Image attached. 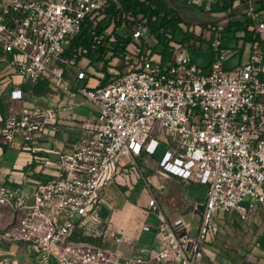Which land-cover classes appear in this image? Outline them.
Here are the masks:
<instances>
[{
  "label": "built area",
  "instance_id": "1",
  "mask_svg": "<svg viewBox=\"0 0 264 264\" xmlns=\"http://www.w3.org/2000/svg\"><path fill=\"white\" fill-rule=\"evenodd\" d=\"M206 1L207 11L221 14L215 3L222 0ZM243 1L251 38H241L234 49L219 36L213 39L208 69L185 47L173 49L167 61L161 53L137 50V62L128 61L125 71L115 69L103 84L104 75L89 64L77 69V55L69 57L68 49L87 23L95 29L110 17L109 10L124 9L123 0H0V74L9 80L8 98L15 103L0 120V144L30 155L22 182L0 181V208L12 211V219L0 227V243L28 246L41 264H197L208 255L226 214L235 216L245 233L254 224L259 227L254 234L261 233L264 0ZM141 18L124 12V30L115 33L134 40L152 33ZM207 26L225 32V26ZM110 33L95 36L93 48L104 47L106 38L115 44L117 36ZM234 52L238 61L229 67ZM92 77L98 81L94 86L88 82ZM40 83L49 89V96H40L43 103L35 102L32 90ZM79 94L85 101L75 102ZM85 102L97 109L95 119L80 121L76 140L49 152L62 111ZM161 147L160 177L206 188L205 201L193 205L194 213L201 212L199 222L193 224L187 213L167 215L149 193L152 182L145 180V206L157 222L144 223L142 230L154 236L150 245L128 252L130 238L102 215V192L137 167V158H153ZM84 236L99 241L81 240Z\"/></svg>",
  "mask_w": 264,
  "mask_h": 264
},
{
  "label": "rangeland",
  "instance_id": "2",
  "mask_svg": "<svg viewBox=\"0 0 264 264\" xmlns=\"http://www.w3.org/2000/svg\"><path fill=\"white\" fill-rule=\"evenodd\" d=\"M173 2H176V5H182L183 14L192 18L193 20H207L211 22L216 21L212 22L216 28L219 25H222L225 26L226 30L228 24L230 23V18L224 20L221 19L240 6L243 7L239 9L234 15H232L231 18L235 21L246 19L244 3L239 4L233 2L231 5L233 9H230V7L228 10H224L220 15L218 14L216 16L215 14L207 11L209 3L206 0L199 5L197 4L193 6H189L187 4L188 0H173ZM261 5V2L255 3L256 7H260ZM119 11V17H123V13L127 10L121 9ZM136 24V22L133 23V25ZM246 24L247 22L244 25ZM142 25H144V22H142ZM181 28L182 29L180 30H175L173 33H165L166 38H163L162 42L152 33H145L143 38L134 40L128 45V52L126 53L124 50L122 51L120 49V47H122L120 46L122 43L118 45V37H116L117 42H115V44L106 38V45L99 49L96 48V52L92 59L90 57H79V53H75L77 55V69L80 68V66L86 67L87 64H89V69L100 75L103 74L104 79L107 78V74L109 73L110 76L108 81H110L115 69L118 71H125L126 67L129 66L128 61H131V63L134 61L137 62L139 56L133 52L140 50V54L142 55L148 54L153 56L155 54L162 53V51L165 49V42L171 47L168 50L170 54L172 53V50L177 47H185L189 49V54L199 66L208 69L214 57V50L209 47L213 39L219 36L222 38L225 47L234 49L241 44V38H245V36L248 35L247 33H242L241 31H237L236 33H218L217 30H213L212 28L210 29L207 24L197 27L188 23H182ZM123 30L124 28L122 27L118 29L119 32ZM249 35L251 36L252 34L249 33ZM75 54H73V56ZM235 54L236 52L231 54L229 60L226 62L229 67L235 65L238 61V57L233 56ZM128 57H132V60H130V58L128 59ZM3 67V64L0 65V70L3 69ZM77 69H74L75 73ZM7 72H9V69ZM44 95L49 96L48 92H46ZM74 100L75 102L80 103L85 101V98L79 94ZM37 102L43 103V100L37 97ZM91 105L93 106L92 103L85 102L83 105L70 109L67 113H70V116H75L76 114V116H79L78 119H80V116L82 115L81 112L88 111V108H90ZM93 108L95 107L93 106ZM5 109L6 105L0 102V110L3 112V114L5 113ZM12 147L13 148L8 147L5 151L4 147L0 146V150L2 153H4L3 165L10 168L16 164V159L19 157L21 150L17 146ZM164 150L165 148L161 147L159 151L153 156V158L145 156L137 158V167L130 169L129 172L125 173V176H123L119 181L112 182L111 185L107 186L103 190V212L108 213L110 211V207H121L122 204L127 199H129L134 204L141 203L135 215V221L137 223L142 222L144 217L146 218L147 222L156 223L157 216L155 212L148 210V208L145 206L149 199V195L143 190L144 181L150 180L152 182V187L149 193L151 196L157 199L159 206L165 211L167 215L169 214L176 216L177 214L187 213L190 215V218H192L193 224L199 222V214H201V212L196 210L198 214L194 213L195 210L193 205L196 203L201 205V203L205 201L204 198L206 195V189L203 185H199L194 182L183 181L177 177H160L156 173V165L161 159ZM53 156L54 155H51V157ZM24 167V171L28 172L29 164H24ZM21 169H23V167ZM12 176L16 177L17 174L13 172ZM140 177H142L143 186L141 190H134V187ZM159 186H163L165 189L160 190L158 188ZM222 214L223 213H221V215ZM219 222L221 231L214 242L209 244V253L207 255L208 258L205 256L197 264H215L214 259L217 256L225 261L222 262V264H241L244 260L245 239H247V233H245L240 223L233 215L226 214L220 217ZM143 236L144 239L142 242H145L150 236L153 237V234L151 232L145 231ZM0 247V264H41V262L38 260L37 252L24 244H19L17 247H9L4 245H1ZM208 259H210V261Z\"/></svg>",
  "mask_w": 264,
  "mask_h": 264
},
{
  "label": "crops",
  "instance_id": "3",
  "mask_svg": "<svg viewBox=\"0 0 264 264\" xmlns=\"http://www.w3.org/2000/svg\"><path fill=\"white\" fill-rule=\"evenodd\" d=\"M90 86H94L97 84V79L92 77L89 81ZM9 80L4 78L1 79L0 74V102L6 105L5 113L1 112L0 110V120L5 118L9 112V109L15 105V103L9 101ZM35 102H37V97L40 98L39 95H34ZM42 100V99H41ZM68 110L62 111L58 123V132L57 136L50 142L48 145V151L52 152L56 149L62 148L65 146V144L68 142H74L76 140V135L79 132V124L81 123L83 119H89L93 120L96 117L97 109L93 108L91 105L90 108H88V111H82L81 118L78 119L79 116H70V113H67ZM0 146H3L0 144ZM5 151L8 147L13 148L12 146H3ZM16 147V146H14ZM19 147V146H17ZM16 149V148H15ZM50 154V153H49ZM0 158L2 159V163L0 164V181H6L9 179H14L15 182H22L23 181V175L27 174L28 172L24 171V164H26V161L30 158V155L26 152H23L20 150V155L16 159V164H14L13 167H7L3 165L4 161V153L0 150ZM23 167V169H21ZM13 172L17 174L16 177H13ZM19 175V177H18ZM21 175V176H20ZM141 204V203H140ZM140 204H134L131 200L127 199L121 207H110V211L106 213V216L111 218V227L117 230H123L128 238L131 240V245L127 249L128 252L135 251L134 249L150 245L151 241L153 240V237L150 236L146 239L145 242H142L144 239L142 230V227L144 223H146V218L144 217V220L142 222L137 223L135 221V215L137 212V209L140 207ZM1 216H0V227L5 226L11 219H12V211L11 209L7 207L0 208ZM103 212V210H102ZM169 215V214H168ZM171 218L176 217L175 215H169ZM262 221L264 223V213L262 217L257 219V222ZM149 223V222H147ZM152 225H155L156 223H150ZM258 225L254 224L250 233L247 234V239H245V253H244V260L241 264H264V229L259 234H254L258 230ZM151 233L154 236V232L151 231ZM94 239V238H93ZM96 240V239H94ZM96 241H99L97 239ZM258 244V245H257ZM9 246V247H17V246H11L9 244L0 243V246ZM1 248V247H0ZM208 258V256L206 255ZM217 258V259H216ZM214 259L215 264H222L223 261L220 259V257H216ZM210 261V259H208ZM228 264V263H227ZM231 264V263H229ZM236 264V263H235Z\"/></svg>",
  "mask_w": 264,
  "mask_h": 264
},
{
  "label": "trees",
  "instance_id": "4",
  "mask_svg": "<svg viewBox=\"0 0 264 264\" xmlns=\"http://www.w3.org/2000/svg\"><path fill=\"white\" fill-rule=\"evenodd\" d=\"M236 3V0H222L215 3L221 11L228 10L231 5ZM124 10H132L136 16L142 15L141 20H146V24L149 26L153 35H155L161 42L163 38H166L165 33H173L175 30H180L182 23H187L182 17V5H177L180 10H177L173 7L170 0H123ZM242 0L241 3L243 4ZM175 4H177L175 2ZM230 9H233L231 7ZM119 10L114 8L109 11L110 17L102 23H99L95 29H92V24L88 23L83 27L81 34L75 38L71 46L68 49V56L73 57V54L79 53V57H90L92 59L96 50L93 48V39L98 34L106 31L107 29L111 30L112 34H115L118 37L119 44L122 43L120 49L126 53L128 52V45L134 41L131 36H125L124 33H115L118 27L123 26L124 20L122 17H119ZM183 13V12H182ZM185 17L192 19L185 15ZM246 21L244 20H232L230 18V23L228 24L225 33H236L237 31H245L248 35L245 36V39H250L251 36L249 33H252L248 30V26L244 25ZM245 26V27H244ZM110 33V34H111ZM165 49L162 51L161 56L163 61H167L171 58L169 53V48H171L166 42ZM121 70V69H120ZM109 73L107 78L104 79L103 84L108 82ZM25 89L28 91L29 86H25ZM34 95H43L49 91L48 87L44 83L36 85L33 89ZM200 185V184H199ZM143 186L142 177L136 183L134 190H141ZM206 189V188H205ZM205 199V198H204ZM135 202V201H134ZM103 216H106L105 212H102ZM81 240L94 241L92 237L84 236L80 238Z\"/></svg>",
  "mask_w": 264,
  "mask_h": 264
},
{
  "label": "water",
  "instance_id": "5",
  "mask_svg": "<svg viewBox=\"0 0 264 264\" xmlns=\"http://www.w3.org/2000/svg\"><path fill=\"white\" fill-rule=\"evenodd\" d=\"M171 4L173 5L174 8H176L177 10H180L179 7L173 2V0H170ZM243 6H240L239 8L235 9L233 12L229 13L228 15H226L223 19H229L232 17V15H234L239 9H241ZM182 17L185 19V21L189 24H194V25H203V24H208L211 21H207V20H193V19H189L187 17H185V15L181 12ZM212 22H216V21H212Z\"/></svg>",
  "mask_w": 264,
  "mask_h": 264
}]
</instances>
